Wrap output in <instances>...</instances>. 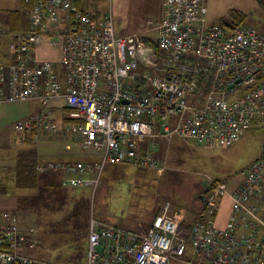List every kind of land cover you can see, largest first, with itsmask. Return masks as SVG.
Listing matches in <instances>:
<instances>
[{
  "label": "built area",
  "instance_id": "1",
  "mask_svg": "<svg viewBox=\"0 0 264 264\" xmlns=\"http://www.w3.org/2000/svg\"><path fill=\"white\" fill-rule=\"evenodd\" d=\"M22 1L30 5L26 31L9 32L0 20V106L37 101L38 110L13 126L19 142L37 129L62 132L88 156L41 161L39 172L94 190L106 164L162 173L164 164L141 150L146 139H192L213 150L235 144L253 126L263 133L259 158L232 188L206 179L202 214L184 232L188 251L167 203L143 235L90 218L85 264H264V34L243 23H209L206 0H162L153 42L116 37L110 11L100 17L77 0ZM258 3L264 9V0ZM45 43L58 49L59 62L37 59ZM58 109L69 120L64 126L55 119ZM224 196L231 212L216 227ZM2 219L0 264H52L22 253L23 234L33 229L22 230L8 213Z\"/></svg>",
  "mask_w": 264,
  "mask_h": 264
},
{
  "label": "rangeland",
  "instance_id": "2",
  "mask_svg": "<svg viewBox=\"0 0 264 264\" xmlns=\"http://www.w3.org/2000/svg\"><path fill=\"white\" fill-rule=\"evenodd\" d=\"M161 3L162 0H90L91 7L87 9L100 17L110 11L116 37L137 34L153 42L162 18ZM19 5L20 0H0V14ZM205 7L211 24H231L229 14L236 11L245 16L243 24L264 34V9L257 0H206ZM41 51L46 53V59L54 63L60 61L56 47L45 43ZM53 105L61 107L63 102ZM35 107L28 102L0 106V181L2 169L13 166L15 153L22 146L13 126L33 113ZM54 116L61 123L64 115L58 109ZM60 141L59 137L56 140L47 137L35 143L39 160L67 162L86 157L77 150L74 138L71 142ZM146 141L152 144L151 140H145L143 145ZM154 143L158 161L165 167L162 173L132 165L106 164L100 184L94 190L88 186L66 185L64 175H55L52 181L43 180L37 190H11L18 200V208L7 211L16 215L19 226L35 230L33 248L27 253L57 264H85L90 218L143 235L167 203L168 213H174L182 225L177 240H183L188 251L189 236L184 232L189 228L187 224L192 223L185 215L202 206L206 179L231 187L238 181L239 172L257 159L263 133L253 126L235 144L213 150L203 148L195 140L177 137L169 142L163 139ZM46 181L49 182L45 184ZM222 199L228 200V197ZM3 211L0 207L1 218ZM260 216L264 220V205ZM171 264H178V261L173 260Z\"/></svg>",
  "mask_w": 264,
  "mask_h": 264
},
{
  "label": "trees",
  "instance_id": "3",
  "mask_svg": "<svg viewBox=\"0 0 264 264\" xmlns=\"http://www.w3.org/2000/svg\"><path fill=\"white\" fill-rule=\"evenodd\" d=\"M81 1H84L83 5H79ZM81 1L77 0V6L80 7V9L86 8V0ZM29 8V4L20 0L19 6L8 10L6 22L8 25L6 26V29H8L9 32H24L27 30ZM229 15L232 23L228 25L240 24L245 18L243 14L236 11H231ZM2 47L0 42V50L4 51ZM63 111L69 113V110L67 109H63ZM62 122L67 124L69 123V120H62L61 123ZM87 160L88 156L86 160L82 159L75 161L85 162ZM39 161L37 148L32 141L30 140L29 142L26 141L22 143V146L19 147L13 158V166L3 168L1 171L3 178L0 181V197L13 196L11 190H37L45 179V176L42 177L45 173H41L37 170Z\"/></svg>",
  "mask_w": 264,
  "mask_h": 264
},
{
  "label": "crops",
  "instance_id": "4",
  "mask_svg": "<svg viewBox=\"0 0 264 264\" xmlns=\"http://www.w3.org/2000/svg\"><path fill=\"white\" fill-rule=\"evenodd\" d=\"M81 1V0H80ZM83 3H84V1L82 2H80L79 3V5H83ZM84 6H85V4H84ZM86 8H84V9H87V8H89V7H91L90 6V0H86ZM11 8H14V7H11ZM80 8V7H79ZM8 10H10V8L9 9H5V11H3V13H1L0 14V19H1V21H2V23L5 25V26H7L8 25V23H6L7 22V12H8ZM160 24V23H159ZM159 24H158V26H159ZM115 31V30H114ZM144 39H147V38H144ZM41 46H44V44L43 45H40L38 48H37V50H36V57H37V59L38 60H48V59H46L45 58V56H47L46 55V53L44 52V51H41V52H39V49H40V47ZM3 48V50L5 51V46H3L2 47ZM46 49H48V48H44V50H46ZM44 57V58H41V57ZM49 61H52V60H49ZM4 84H6V82H4ZM5 87V86H4ZM26 103V102H25ZM30 105L31 104H35L36 105V107H35V109H34V111H33V113H35L37 110H38V107H39V103L37 102V101H29L28 102ZM33 113H31L30 115H32ZM30 115H28V116H30ZM27 116V117H28ZM26 117V118H27ZM65 124L62 122V123H60V126H64ZM47 137H49V138H54L55 140H56V138L57 137H59V139L61 140L62 139V141H60V142H69V140H70V142L71 141H73V135H64L62 132H60V134H55V133H51V132H46V131H44V130H39V129H37V130H35L34 132H33V135H31V141H32V143L35 145V143H38V142H40V141H42V140H44L45 138H47ZM146 140H151V142H152V144L150 145V142L149 141H146V143H145V145H143V142L145 141H143L142 143H141V150L142 151H147L148 153H150L155 159H157L158 160V153H157V151H156V145H155V143H154V141L155 140H163V138H155V139H146ZM238 142V141H237ZM233 145V144H232ZM74 147V146H73ZM74 149H75V147H74ZM77 150L78 151H80L78 148H77ZM260 151H261V149L259 150V152H258V154H257V159L259 158V156H260ZM74 152H75V150H74ZM81 152V151H80ZM82 154H84L83 152H81ZM86 157H83V159L84 160H86L87 159V155L86 154H84ZM79 156V155H78ZM80 157V156H79ZM82 157V156H81ZM80 157V158H81ZM257 159H255V160H257ZM254 160V161H255ZM41 161H44V162H49V160H45V159H43V158H41V160L39 161V162H41ZM251 163V162H250ZM249 163V164H250ZM249 164H247V166L249 165ZM245 168V167H244ZM45 173V179H47V180H53V179H55V177L56 176H61L62 174H60V173H53V172H44ZM56 175V176H55ZM44 179V180H45ZM49 181H46L45 182V184L47 183V182H49ZM239 181V180H238ZM236 183H238V182H234L233 184H232V186L230 187V188H232L233 187V185H235ZM42 184H43V182H42ZM15 195H13L12 197H2V198H0V207L4 210L3 212H2V214L5 212V213H8V214H10V215H14L13 213H9L7 210H11L12 212L15 210V209H17L18 208V200L14 197ZM200 205H201V203H200ZM264 205V204H263ZM202 207V206H201ZM198 208V209H196V210H192V211H190L188 214H186L185 215V218L187 219V220H189V221H191L190 223H193L194 221H196V220H198L199 218H200V216H201V214H202V209L203 208ZM218 211L220 212V213H218ZM230 212H231V201H230V199L228 198V200H225V199H221V201L219 202V205H218V208H217V211H216V215H215V225H216V227H223L224 225H225V223H226V221H227V219H228V217H229V215H230ZM174 214V213H173ZM217 214H218V216H217ZM2 216V215H1ZM15 217H16V215H14ZM0 222H3V219L0 217ZM187 226L188 227H190V224H187ZM20 228L22 229V230H25V229H33L32 227H28V228H26V227H21L20 226ZM34 234H35V230L33 229V232L32 233H27V232H24V241H25V246H24V248L22 249V253L23 254H25V255H27V256H31V255H29L28 253H27V250L28 249H32L33 248V246L31 245L32 243H34L35 242V237H34ZM87 236H88V234H87ZM87 236H86V242H87ZM31 257H33V256H31ZM35 258H37V257H35ZM38 259H40V258H38ZM43 260V259H42ZM46 261V260H45ZM48 262V261H47ZM49 263H52V262H49ZM52 264H57V263H52ZM60 264H62V263H60Z\"/></svg>",
  "mask_w": 264,
  "mask_h": 264
}]
</instances>
